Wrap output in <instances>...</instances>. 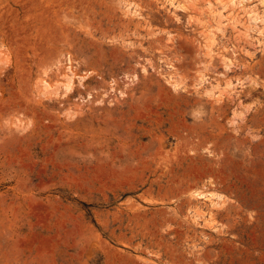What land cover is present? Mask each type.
I'll return each instance as SVG.
<instances>
[{"label": "rangeland", "instance_id": "1", "mask_svg": "<svg viewBox=\"0 0 264 264\" xmlns=\"http://www.w3.org/2000/svg\"><path fill=\"white\" fill-rule=\"evenodd\" d=\"M0 264H264V0H0Z\"/></svg>", "mask_w": 264, "mask_h": 264}, {"label": "bare ground", "instance_id": "2", "mask_svg": "<svg viewBox=\"0 0 264 264\" xmlns=\"http://www.w3.org/2000/svg\"><path fill=\"white\" fill-rule=\"evenodd\" d=\"M199 196V195H198ZM215 200V199H214Z\"/></svg>", "mask_w": 264, "mask_h": 264}]
</instances>
